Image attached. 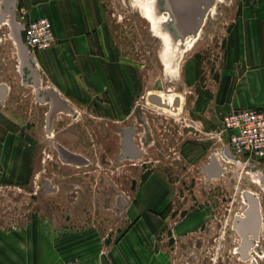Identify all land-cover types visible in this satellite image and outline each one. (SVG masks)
Here are the masks:
<instances>
[{"label":"rangeland","instance_id":"rangeland-1","mask_svg":"<svg viewBox=\"0 0 264 264\" xmlns=\"http://www.w3.org/2000/svg\"><path fill=\"white\" fill-rule=\"evenodd\" d=\"M6 2L0 0V124L11 129L20 124L34 146L26 183L0 170V252H8L6 262L88 263L81 253L104 243L99 237L128 230L138 186L155 172L173 184L170 218L159 230L176 238L164 241L179 244L180 264H264V185L255 181V172L264 173V161L253 166L229 156L219 127L236 59H242L244 30L249 32L254 14L264 16V0H215L177 74L167 70L164 42L139 1L105 0L117 41L140 76L131 115L117 123L108 115L100 120L72 109L50 117V88L40 86L33 53L26 62L7 22L8 8H14L16 23L23 19L19 0L15 7ZM260 28L264 31V24ZM227 77L230 87L224 88ZM162 88L184 94L179 112L148 100V91ZM120 126L132 131L138 155L122 156ZM62 148L82 160L68 161ZM252 205L260 212L261 235L250 240V255L243 257L236 227L240 230L238 222Z\"/></svg>","mask_w":264,"mask_h":264},{"label":"crops","instance_id":"crops-1","mask_svg":"<svg viewBox=\"0 0 264 264\" xmlns=\"http://www.w3.org/2000/svg\"><path fill=\"white\" fill-rule=\"evenodd\" d=\"M19 6L24 19L46 16L53 23L56 42L50 48L33 53L41 87L56 91L76 115L87 112L100 120L108 115L116 123L123 122L124 115H131L139 90V71L132 56L125 54L117 41L105 0H19ZM262 17L254 14L248 25L249 32L244 30L242 59H236L233 68L235 82L224 103L228 110L242 106L264 109ZM228 81L229 78H225L224 88L229 86ZM212 108H215L213 112L217 120V108ZM200 109L208 115L209 110L202 102ZM28 137L20 124L17 129L9 127L0 133V170L20 183H26L34 158V146L30 147L32 143ZM172 185L170 179L164 180L155 172L148 175L145 184L138 186L139 199L134 203L135 215L128 230L99 237L104 243L84 250L82 262L180 264L183 253L179 244L164 241L176 238L159 230L160 225L170 218L174 203ZM110 239L112 241L108 243ZM5 253L8 255L2 249L0 264H10L6 262Z\"/></svg>","mask_w":264,"mask_h":264},{"label":"water","instance_id":"water-1","mask_svg":"<svg viewBox=\"0 0 264 264\" xmlns=\"http://www.w3.org/2000/svg\"><path fill=\"white\" fill-rule=\"evenodd\" d=\"M161 3V7L158 8L160 14L166 12L171 19L169 21H165L162 24L164 31L170 36V40L172 44L177 46L179 49H184L186 45L187 37L192 35V37H196L198 32L204 22V17L206 11L209 7H211L215 0H158ZM157 1V4H158ZM7 6L15 7L16 0H7ZM8 10H12V23L14 24V33L17 37V41L19 43V47L21 52L24 54V59L30 57L28 54L25 45L22 40L21 35V26L15 22L14 19V8H8ZM32 68V67H31ZM33 69V68H32ZM49 93L52 97V107L50 110V117L58 110L65 109L70 110L71 108L64 101V99L54 90H49ZM148 100L152 103H156L160 106H167L168 104L164 103L162 97L156 93H150L148 95ZM180 97H175L174 104H180ZM127 131L126 129H123ZM124 152L131 156H136L139 154V150L136 149L131 141V133H127L126 138L123 142ZM62 153L64 157L68 161L79 162L81 161V157L75 153H72L64 148H62ZM248 219L242 221L244 219H240L238 222V227L241 230L242 236L244 240L247 237L248 233H254L258 230L259 227V214L255 205H252L251 209L247 213ZM249 239L247 240L246 245L249 243ZM246 247V246H245Z\"/></svg>","mask_w":264,"mask_h":264},{"label":"built area","instance_id":"built-area-1","mask_svg":"<svg viewBox=\"0 0 264 264\" xmlns=\"http://www.w3.org/2000/svg\"><path fill=\"white\" fill-rule=\"evenodd\" d=\"M22 40L28 53L50 48L56 42L53 23L46 16L21 19ZM221 132L228 142L225 151L257 166L264 161V109L233 107L224 116Z\"/></svg>","mask_w":264,"mask_h":264},{"label":"bare ground","instance_id":"bare-ground-1","mask_svg":"<svg viewBox=\"0 0 264 264\" xmlns=\"http://www.w3.org/2000/svg\"><path fill=\"white\" fill-rule=\"evenodd\" d=\"M135 1H139V4H140V7L143 11L144 16L151 23L152 30L154 31V33L157 36L161 37L163 42H164V50L162 53V57L164 59V63L166 65L167 70L170 73L177 74L178 68L180 67V63H181L180 60L184 56L183 52L185 50H188L194 44L193 41L196 39L193 37L190 40H186L187 47L185 49H179L177 46L172 44V41L170 40V36L164 31V29L162 27V24L165 23V21H169L171 19V17H169V15H167L166 12H163L160 14V12L158 11L159 10L158 8L161 7V3L158 0H135ZM157 1H158V4H157ZM133 2H134V0H132V3ZM2 13H0V17L3 19ZM10 13L12 15V10H9V14ZM7 22L11 24V26L13 27V31H14V24L12 23V18L7 17ZM18 23H20V22L18 21ZM13 35L17 40V37H16L14 32H13ZM153 92L158 93L162 97V99L164 100V103L168 104L167 106H161V107H163V109L166 111L167 110L170 111V113L174 114L176 112H179L180 109L182 108L183 104H184L185 96L183 93H181L179 91H176V90L168 91L167 89H164V88H162L160 90L154 89V90H150L147 92V97L150 93H153ZM175 97H180L181 102L179 105L174 104ZM147 102H148V104H151V103H149L148 100H147ZM155 105H158V104H155ZM255 181L257 183H262L264 185V173L255 172ZM250 202H251V200H249V203ZM249 210H250V208L245 213L247 214L249 212ZM258 214H260L259 211H258ZM259 221H260V223H259L258 230H259V228L262 227L261 226V222H262L261 216L259 217ZM242 224H244L243 221H242ZM258 230L253 233L254 236H257ZM245 239H246L245 240L246 243H247L248 239L250 240V238H245Z\"/></svg>","mask_w":264,"mask_h":264},{"label":"flooded vegetation","instance_id":"flooded-vegetation-1","mask_svg":"<svg viewBox=\"0 0 264 264\" xmlns=\"http://www.w3.org/2000/svg\"><path fill=\"white\" fill-rule=\"evenodd\" d=\"M120 128H123V129H126L125 127H122V126H120ZM127 131H124V130H121L122 132L124 131V139L126 138V135H127V133H132V131H129L128 129H126ZM124 139H123V141H122V144H124L123 142H124ZM122 149H124V146H123V148ZM127 154L124 152V150H123V154H122V156H126ZM212 167V166H211ZM211 167H210V172H211ZM212 172H214L213 171V169H212ZM244 220H243V222L246 220V219H248V215H245V217H242ZM261 226H262V222H261ZM260 226V227H261ZM236 229H237V231H240V233H241V230H238V228L236 227ZM242 234V233H241ZM250 234V235H249ZM261 235V228H259V230H258V233H257V236H254V234L253 233H248L247 234V237L248 238H250V240H252L253 238L254 239H257L259 236ZM249 240V241H250ZM250 245H252V243L250 244ZM249 245V246H250ZM258 245V244H257ZM246 246V247H245ZM237 250L239 251V252H241V254L243 255V257H248V255H250V251H248V246L246 245V242H245V240H244V238H243V236H242V244H240L238 247H237Z\"/></svg>","mask_w":264,"mask_h":264}]
</instances>
